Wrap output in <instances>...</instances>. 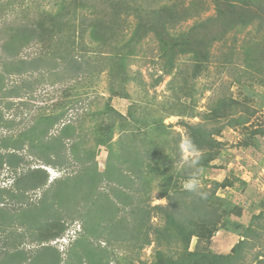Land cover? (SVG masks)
<instances>
[{
    "label": "rangeland",
    "instance_id": "obj_1",
    "mask_svg": "<svg viewBox=\"0 0 264 264\" xmlns=\"http://www.w3.org/2000/svg\"><path fill=\"white\" fill-rule=\"evenodd\" d=\"M12 1L13 5L1 4L0 28L9 55L0 54V77L4 93L18 90V96L0 94V112L7 125L13 123L9 129L0 128V140L7 137L3 144L10 145L19 138L15 146L25 145L19 153L26 163L16 172L4 167L0 188L10 187L14 175L29 168L42 169L48 178L46 185L28 193L21 209H5L13 217L18 215L21 227H6L12 217L0 213V254L5 264L24 263L17 259L19 254L8 256L9 244L2 241L12 240L14 247L21 243L18 249L28 257L27 263L39 264V258L50 251L47 244L39 245L42 236L47 237L45 223L50 220L57 231L60 221L67 219L73 222L64 238L73 235V241L67 244L60 239L48 245L62 254L61 264L88 261L87 253L94 252L88 235L94 228L100 230L101 221H94L108 216L105 201L93 198L95 189L109 194L117 188L96 182V175L104 174L108 166V177L124 180V170L140 149L130 139L133 131H145L154 144L172 138L179 144V150L165 151L174 166L171 176L149 173V193L139 197L143 204H168L167 198H159L166 186L169 194L186 190L187 180L176 174L198 154L185 145L187 129L180 124L185 123L203 126L220 143L219 156L193 177L198 190L225 179L234 182L232 187L219 188L216 195L242 207L239 221L244 226L259 209L264 211V0ZM59 17L62 24L57 26ZM54 20L57 31L52 32L49 24ZM11 25H17L19 32L9 29ZM216 107L227 108L226 118L212 116ZM106 111L108 120L102 118ZM93 113L94 118L89 116ZM52 114L60 115L58 123ZM241 117L248 120L246 126L229 125ZM107 122L112 129L111 159L105 146H94L93 141L97 136L93 130L105 129ZM257 130L260 133L253 134ZM62 139L70 162L67 168L56 169L45 163ZM71 146L75 156L87 154L85 164L72 158ZM29 149L38 157L30 156ZM88 149L95 151V166L86 164ZM150 169L154 171L155 165ZM83 220L87 234H82ZM150 222L158 228L165 224L158 216ZM219 227L210 241L191 240L189 251L198 244L200 251L204 247L217 256L229 254L242 227ZM29 229L36 232L32 235ZM153 236L149 234L152 240ZM260 238L250 242L246 264H263L258 261H264V233ZM115 250L120 259L128 255L123 248ZM154 250L152 242L133 264L153 262Z\"/></svg>",
    "mask_w": 264,
    "mask_h": 264
},
{
    "label": "trees",
    "instance_id": "obj_2",
    "mask_svg": "<svg viewBox=\"0 0 264 264\" xmlns=\"http://www.w3.org/2000/svg\"><path fill=\"white\" fill-rule=\"evenodd\" d=\"M4 1L6 0H0V11L1 9H4V7L2 8L1 4L13 5L12 0H7L6 2ZM66 22L68 23V19ZM60 23L62 24L59 17V23L57 26H59ZM49 25L51 26L52 32L57 31L55 28V20L53 24L50 22ZM8 28L12 29L13 31L17 30L19 32L17 25H11ZM2 31L3 29L0 28V54L4 52L6 55H9L7 48H5L6 38ZM30 31L31 29L29 32ZM163 48L165 49L166 46ZM15 53L16 54L14 55H17L18 50L15 51ZM62 60L65 61L64 58ZM121 69H124L123 65H121ZM2 80L3 78L0 77V94L3 92V94L6 96L17 97L18 90H12L8 93H4L5 89ZM107 111L106 113H102V118L105 120L110 118V114H108ZM113 112L115 111H112V113ZM226 113L227 108L221 107L213 108L211 111L212 116L218 118H226ZM52 115H57L55 117L54 123H58L60 115ZM89 116L94 118L96 115L93 113ZM247 122V119L241 117L236 121H229V125L232 127H236L237 125L244 127L246 126ZM180 124L182 127L187 129V140L185 145L188 151L195 155L198 154V156H194V158H190V160L186 162V165L181 169V173L178 172L176 174V178L185 179L188 181L189 179H192L200 169L210 167V162L215 160V158H217L220 154V151L218 150L220 143L215 141L212 137V133H210L209 130L203 128L201 125L192 126L185 123ZM11 125H13V123L8 122V125L6 124L4 115L2 112H0V128L9 129L12 127ZM149 126L150 125H147L145 128H148ZM151 128L158 130L160 127L153 125ZM144 132L145 131L130 132V139L136 143V145L138 144L137 146H140V149L137 152L138 154L134 160V163L129 165L127 170H124L126 173L129 172V174H123L125 176L123 181L118 182L112 180L110 176L108 177V166L106 172L104 173L105 175L98 173L97 170H94L92 167V169L99 174V176L98 174L96 175V182H101L103 180V182H107L105 183V186L110 184L107 186V188L113 185H116L117 188L116 190L112 189L115 190V192H111V190L109 191V194H106L105 191L103 192L102 190H99V187L96 186L97 188L95 189L93 198L96 196L97 200L100 199L105 201L106 207L108 209V216L97 217V219L94 221H101L104 224H101L100 222L98 226L100 230L94 228L90 233L91 236L88 235L87 241L93 248L94 252L87 253L88 261L85 260L86 262L83 261L82 264H133V261L140 260L139 255L141 251L148 247L152 242L156 243L157 250H154L153 262L149 264H246V253L250 242L261 239L260 237L264 233V211L259 209L258 214L252 216L248 225H242L239 221L242 218V207L228 202L227 199H223L216 195V191L219 188H227L234 185V182L228 181L226 179L223 181V183H214L210 189L198 190L199 192L206 193V198H202L200 195L188 190H184L182 192L173 190L175 191L174 194H169L170 186H166V188L160 191L161 193L159 198H167L168 204L165 206H150L149 203L143 204L144 202H141L142 199L140 200L139 197L141 195H145L147 192L149 193V173L152 172L156 173L157 175L160 174L171 176V172H174V166L169 159V153L165 151L167 148L172 153L175 152L174 150H179L178 139H176V142H174L175 138H172L169 141L165 142L161 140L158 141L157 144H154L156 142L152 141L150 135H144ZM259 133L260 131L258 130L253 132V134ZM93 134H97V136H95L93 139L94 146H105L104 148H106L108 151V155L111 156L109 159H111L113 155H111V123L107 122L105 129H100L99 126L96 127L93 130ZM6 138L7 137H2L0 140V172L4 167L8 170L16 172L20 165L26 163V160L24 157H22V154L19 153V151L24 149L25 145H22L20 148L15 146V141H17L19 138L16 140L11 139L13 142H10V145H4L3 142L6 141ZM148 138L150 139L148 140ZM63 142L64 140L62 139L60 141L59 149L54 153H51V159H47L45 164L56 169H64L67 168L66 166H69L68 164L70 160L68 161L67 156H65L66 149L63 146ZM193 149H195V151H193ZM125 150L126 149H124L123 153H120V159H123V164L125 162V158L123 156V154L126 153ZM29 152L30 156L33 155L38 157V154L34 151L31 152L29 149ZM70 152L72 153V158L76 162L85 164L84 159L86 158V153L83 154L82 158L75 156L72 146L70 147ZM88 152V157L90 160L86 164H89V166H95V162L93 161L95 151L88 149ZM193 160L196 162L192 163ZM152 165H155L154 171H151L150 169ZM188 165H190V167ZM47 178L48 176L42 169L29 168L23 173L15 174L13 177V183L10 187L0 188V213L4 211L3 213H6L12 217L11 221L6 227H21L23 224L17 221L18 215L13 217V215L5 209L10 206L21 209L23 204L21 202H23L26 198L28 199V193L46 185ZM237 182L241 183L243 187L245 186L244 183L240 181ZM121 187L126 190L125 193L122 191ZM134 193L136 194L134 195ZM133 198L136 199L135 203H133ZM185 198L190 200L187 202ZM152 216H158L164 220V226L162 228L154 226L150 222ZM232 216H235V219H232ZM70 222L73 221L71 219L60 221L57 231H55L54 228L55 224L51 223L50 220L45 223L47 237L46 235L42 237H44L48 243H45V240L42 239L39 245L47 244V246H49L47 248H49L50 251L46 256L39 258V264H61L63 259L62 254H60L57 249L48 244L63 237L65 232L68 230ZM82 224L84 231L82 234H87V227L85 226L84 220ZM218 226H220L219 228L222 226L224 228H232V226L234 228L242 227L243 231L240 233V240H238L237 243L233 245L229 254L217 256L212 254V252L207 251L204 247L203 251H200L198 244L195 245V250L193 252L189 251L191 240L196 239L197 242L210 241L215 233L216 227L218 228ZM29 231L32 235L36 232L32 229H29ZM150 233H153L154 235L153 240L149 237ZM2 242L9 244L10 252H8V256L12 257L19 254L17 259L20 258L24 264H28V257L23 254L22 250L18 249L21 243L18 247H14L11 246L14 245L12 240L9 243H6V240ZM102 245L104 246L101 247ZM120 248H123L124 253L128 254L127 257L123 256L124 259H120L122 257H118L116 253L115 249ZM4 251L7 252V250ZM90 254H92L93 257L89 259ZM2 257L4 256L0 254V264H5L4 261L6 259H2ZM258 258L259 256H256L254 260H257ZM258 262L264 264V261ZM9 263L15 264L12 260ZM141 264L146 263L143 261Z\"/></svg>",
    "mask_w": 264,
    "mask_h": 264
},
{
    "label": "clouds",
    "instance_id": "obj_3",
    "mask_svg": "<svg viewBox=\"0 0 264 264\" xmlns=\"http://www.w3.org/2000/svg\"><path fill=\"white\" fill-rule=\"evenodd\" d=\"M193 151H195V149H193ZM195 162H196L195 160L192 161V163H195ZM184 187H185L186 190H188L190 192H194V193L200 195L202 198H206V196H207L206 193L198 191V181L196 179H194V178L189 179L188 181H186V183L184 184ZM68 233H70V232L67 230L65 232L64 236L60 238V239H63L64 242L68 241L67 244H69V242H72L73 239H74V236L72 235V237H70L68 240H66V238H64V237L68 236ZM60 239H58V240H60Z\"/></svg>",
    "mask_w": 264,
    "mask_h": 264
}]
</instances>
